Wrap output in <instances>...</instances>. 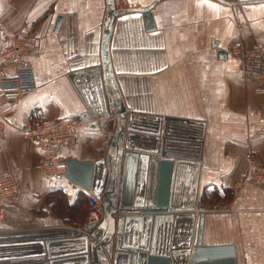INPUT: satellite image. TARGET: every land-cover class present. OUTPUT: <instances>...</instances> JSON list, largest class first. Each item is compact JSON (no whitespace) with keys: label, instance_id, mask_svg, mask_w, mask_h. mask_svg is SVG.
Wrapping results in <instances>:
<instances>
[{"label":"crops","instance_id":"crops-1","mask_svg":"<svg viewBox=\"0 0 264 264\" xmlns=\"http://www.w3.org/2000/svg\"><path fill=\"white\" fill-rule=\"evenodd\" d=\"M154 1L116 3L124 10ZM106 7V0H0V51L22 29L42 38V48L28 59L38 85L16 98L0 85L5 128L0 176L11 173L20 181L19 201L0 221V230L86 229V189L67 177L46 174L39 166V144L24 138L22 128L58 118L81 119L86 106L69 74L101 65ZM151 13L154 30H147L143 13L132 12L118 17L113 32L111 59L128 112L143 116L139 122L148 128L162 125L165 130L167 118L187 122L172 127L177 139L188 142L182 151L201 156L199 200L208 208L203 245L235 246L236 264H264V186L233 191L239 176L264 161V94L256 92L258 81L249 79L242 63L228 53L237 43L264 44V0H161ZM10 77L20 85L17 71ZM118 126L116 119H107L100 130L82 125L79 142L60 154L95 162L108 154ZM57 193L65 198L66 216L57 215ZM221 203L230 210L212 209ZM75 204L80 208L72 215ZM103 227L104 221L97 230L105 234Z\"/></svg>","mask_w":264,"mask_h":264},{"label":"water","instance_id":"water-1","mask_svg":"<svg viewBox=\"0 0 264 264\" xmlns=\"http://www.w3.org/2000/svg\"><path fill=\"white\" fill-rule=\"evenodd\" d=\"M160 1L119 10L116 0H106L101 65L69 74L86 106L84 127L103 129L111 114L119 125L106 156L95 162L70 158L65 174L103 200L105 234L97 230L100 223L82 232L62 227L0 230V264H236L235 246L203 245L201 156L185 154L188 142L177 139L172 127L187 122L167 118L165 130L142 125L143 116L128 112L116 79L110 48L118 17L143 13L147 30H154L150 11ZM123 207H141L143 213L115 217Z\"/></svg>","mask_w":264,"mask_h":264},{"label":"built area","instance_id":"built-area-1","mask_svg":"<svg viewBox=\"0 0 264 264\" xmlns=\"http://www.w3.org/2000/svg\"><path fill=\"white\" fill-rule=\"evenodd\" d=\"M25 35L23 32L11 34L8 37V46L0 52V85L2 84L8 96L16 98L25 89L35 88L36 78L32 75L24 79V71L19 66L21 55L27 51H38L42 45L41 38L35 37L25 43ZM239 49L235 50V55L241 56L248 62L245 71L248 75H258L262 85L257 88L256 92L264 94V49L255 47L253 54H238ZM18 72L17 82L10 81L11 77L8 72L13 68ZM247 68V69H246ZM253 73V74H252ZM18 94V95H17ZM112 115V116H111ZM111 120H115L116 116L111 114ZM83 125L80 118H58L46 120L37 123H29L22 128L23 137L29 140H35L40 147V168L48 175L55 177H65L67 169V159L60 152L63 148L75 145L79 142V128ZM5 136V128L2 119L0 118V141ZM243 185H258L264 186V162L256 166L250 174L242 176L238 186ZM20 181L11 174L6 173L0 176V221L6 219L8 211L14 207L19 199ZM88 201L87 225L92 223L99 224L104 218L103 200L97 197L91 191L86 190ZM215 209H218L215 207ZM143 213L141 207H123L118 208L115 217L137 215Z\"/></svg>","mask_w":264,"mask_h":264},{"label":"rangeland","instance_id":"rangeland-1","mask_svg":"<svg viewBox=\"0 0 264 264\" xmlns=\"http://www.w3.org/2000/svg\"><path fill=\"white\" fill-rule=\"evenodd\" d=\"M220 1H224V0H220ZM19 33L20 32H23V34L25 35V37H24V41H25V43H27L28 41H30L32 38H35V37H40V36H37V35H35L33 32H31L30 30H27V29H22V30H19L18 31ZM18 32H16L15 34H17ZM41 38V37H40ZM41 42H42V38H41ZM6 46H8V43H7V45ZM261 47L262 49H264V44H262L261 42H259L258 40H254L251 44H239V43H237V44H235V45H233V46H231L229 49H228V53L229 54H231L232 56H234V57H236L241 63H242V65H243V68H244V66H245V61H246V59H244V58H242L241 56H238V55H235L234 53H235V50L238 48L239 49V51H238V54H240V55H242V54H246V56H248V54L249 53H252L253 54V50H254V48L256 47ZM6 48V47H5ZM4 48V49H5ZM42 48V45H41V47H40V49ZM3 49V50H4ZM2 51V50H1ZM0 51V52H1ZM36 50L35 51H27V52H25V53H23L22 55H21V62H20V64H19V66H21V68H22V70L24 71L23 73H24V79L28 76L27 74H30V75H32V77H34V78H36V84L35 85H38V79H37V74H36V69H35V67L28 61V59H29V56H31V55H33V54H36ZM234 52V53H233ZM0 64H2V62H0ZM246 67H248V62L246 61ZM248 68H250V67H248ZM247 69V68H246ZM14 70H16V67H15V69L13 68L11 71H9L8 72V75H11V72H15ZM244 72H245V74H246V76L249 78V79H252V80H257L258 81V83L260 84L258 87H260L261 85H262V82H261V80H260V78H259V76L258 75H248L247 74V72L245 71V68H244ZM253 74V73H252ZM25 86V85H24ZM257 87V88H258ZM257 88H256V90H257ZM259 94V93H258ZM112 116V115H111ZM111 116L109 117V118H111ZM111 122V121H110ZM264 162V161H263ZM262 162V163H263ZM261 163V164H262ZM260 164V165H261ZM259 166V165H258ZM254 169V168H253ZM252 169V170H253ZM251 170V171H252ZM251 171L248 173V174H250L251 173ZM248 174H244V175H241V176H239L236 180H235V182H234V187H233V191H234V193L235 192H237V191H239V189H241L243 186H246V185H243V186H238V183H239V181H240V178L242 177V176H245V175H248ZM229 197V196H228ZM19 201V200H18ZM18 201H17V203H18ZM55 202H56V205H57V207H58V211H56L57 212V215H65L66 216V214H67V208L66 207H64L63 205H62V203H65V200L62 198V197H59V198H57L56 200H55ZM66 202H67V200H66ZM17 203H16V205H17ZM202 203V202H201ZM218 203H220V202H218ZM204 204V203H203ZM15 205V206H16ZM205 205V204H204ZM205 207H206V210H208V208H207V206L205 205ZM215 207H217L218 209H215ZM13 208V207H12ZM212 209L214 210V211H219V212H224V211H229L230 210V206H229V204H227V203H221V204H213L212 205ZM205 210V211H206ZM77 211V210H76ZM74 213V212H73ZM72 213V215H74ZM8 215V214H7ZM70 215V214H69ZM6 219H7V217H6ZM5 219V220H6ZM19 230V229H18ZM102 263V262H101ZM104 264V263H103Z\"/></svg>","mask_w":264,"mask_h":264},{"label":"trees","instance_id":"trees-1","mask_svg":"<svg viewBox=\"0 0 264 264\" xmlns=\"http://www.w3.org/2000/svg\"><path fill=\"white\" fill-rule=\"evenodd\" d=\"M57 194H58L60 197H62L63 199H65L62 193H57ZM82 194L85 195L84 193H82ZM82 194H81V195H82ZM80 199H83V198H79V200H80ZM86 199H87V194H86ZM76 204H78V203H76ZM76 204L72 206V213H73L74 211L77 212L78 209L80 208V206H79V205H76ZM76 210H77V211H76ZM87 213H88V212H87ZM73 214H74V213H73Z\"/></svg>","mask_w":264,"mask_h":264},{"label":"bare ground","instance_id":"bare-ground-1","mask_svg":"<svg viewBox=\"0 0 264 264\" xmlns=\"http://www.w3.org/2000/svg\"><path fill=\"white\" fill-rule=\"evenodd\" d=\"M151 12V11H150ZM256 82V81H255Z\"/></svg>","mask_w":264,"mask_h":264}]
</instances>
